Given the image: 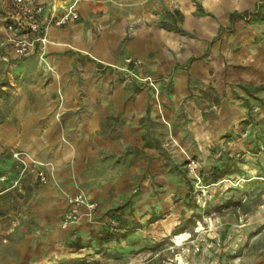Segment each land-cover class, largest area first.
<instances>
[{"label":"rangeland","instance_id":"obj_1","mask_svg":"<svg viewBox=\"0 0 264 264\" xmlns=\"http://www.w3.org/2000/svg\"><path fill=\"white\" fill-rule=\"evenodd\" d=\"M258 5L261 9L258 13H261L264 0ZM12 11L17 13L12 0H0V24L10 21L7 16ZM50 19H45L48 28L73 23L58 25L56 21L49 23ZM24 24H27L25 19ZM18 33L31 39L39 37L23 26ZM3 36L1 32L0 189L10 191L0 201V248L5 243L2 242L4 230L18 225L19 212L23 208L24 213L28 211L31 196L40 183L53 181L65 197L77 191L94 197L88 192L94 189L108 204L104 213L98 212L99 201L95 213L83 216L96 218L93 222L99 225L94 228L95 232L78 241L82 246L76 247V240L64 243L60 249L46 245L35 248L33 257H20L18 261L24 264L35 261L37 264H198L202 253L215 251L212 236L218 234L228 239L229 228L223 221L229 212L244 223L258 205L264 203V115L251 114L228 129L218 131L210 124L209 116L205 117V122L196 124L197 117L182 113V109L171 111L158 106L156 111L149 107L148 112L141 115L138 132L130 131L125 137L121 117L117 116L110 117L112 122L103 131L90 132L88 76L109 80L108 92H113L115 82L122 77L133 79L130 70L117 64L104 69L97 58L75 50L72 65L66 64L61 72L47 56V42L45 56L39 44V49L29 54H19L13 44L15 49L8 53L5 51L8 40L2 39ZM65 52L75 54L71 50ZM130 56L125 58L126 63ZM140 58L142 66L144 59ZM89 61L93 66H87ZM106 74L109 78L104 77ZM136 76L144 79L147 75ZM139 82L140 86L144 85V81ZM151 88L158 104L163 102L161 87L159 91L154 86ZM261 101L264 105V100ZM54 110L61 124L60 152L70 147L75 165L86 150L85 156H91L83 158L82 167H77L81 174L90 172L87 178H91L80 183L77 175L74 176L75 190L58 176L54 159L39 157L24 149V126L27 120L31 123V113ZM51 115L42 116L51 122ZM19 134L23 140L20 145H8L5 141ZM104 134H109L110 138L103 137ZM17 151L28 153L24 154L26 161L15 155ZM192 158L199 159L201 165L193 169ZM213 166L222 168L217 181H213ZM41 169L47 171V180L39 175ZM14 198L17 201H12ZM246 205H252L253 210L246 212L249 208ZM120 212L128 218L125 225L114 221V215ZM111 222L117 224L115 236L102 239V225ZM170 228L173 232H168ZM183 230L189 231L191 236L179 242L175 236ZM244 249L242 246L238 255L246 254ZM0 256L4 257L1 253ZM2 261L4 263V259Z\"/></svg>","mask_w":264,"mask_h":264},{"label":"crops","instance_id":"obj_2","mask_svg":"<svg viewBox=\"0 0 264 264\" xmlns=\"http://www.w3.org/2000/svg\"><path fill=\"white\" fill-rule=\"evenodd\" d=\"M74 1L39 0L37 4L38 14L43 18L41 35L47 37V56L63 72L62 67L72 65L74 51L81 49L102 62L104 69L117 64L133 74V79L122 77L116 81L113 92H108L109 80L88 76L90 132L103 131L112 122L110 117L117 116L121 117L125 137L130 131L138 132L141 115L149 107L156 111L158 106L171 111L182 109V113L197 117L196 124L205 122L209 116L210 124L218 131L251 114L264 115L261 101L264 100V6L258 13L260 0H81L77 4L79 19H69L73 23L66 27L44 29L45 19L63 15ZM14 8L17 13L12 11L7 18L13 17L20 25L21 19L13 16L20 17L15 4ZM7 22H1L0 33L4 34L2 39L8 40L5 51L9 53L14 48L11 38L15 32ZM67 50L75 54L66 53ZM130 55L142 57L144 65L127 64L125 58ZM89 63L87 66H93ZM143 73L157 80L163 102L158 104L154 88L146 79L136 76ZM104 77L109 78L107 74ZM139 81H144V85L140 86ZM51 113V122L42 116ZM29 119L31 123L27 120L24 126V149L54 159L58 176L71 190H75L74 176L80 183L91 178H87L90 172L81 174L80 168L77 169L82 167L87 150L82 159L76 160L77 165L73 163L70 147L60 152L61 124L55 110L31 113ZM21 136H9L5 141L8 145H20ZM103 137L109 139L110 135ZM7 191L10 190L0 189V201ZM88 192L101 202L98 212L104 213L108 205L105 198L94 189ZM67 207V197L53 181L40 183L31 196L28 211L24 213L23 208L19 212L18 225L4 230L5 243L0 248L4 257L0 256V263L4 259L5 264H24L18 259L33 257L35 248L55 245L60 249L68 241L78 242L95 232L99 224L93 222L96 218L88 216L64 227L62 219ZM251 207L245 211H252ZM223 222L229 228L228 239L218 234L212 236L215 251L202 253L198 264H264V203L258 205L247 222L240 223L233 212ZM168 232L173 231L170 228ZM77 244L82 246L78 242L76 247ZM242 246L246 254L241 256L237 251Z\"/></svg>","mask_w":264,"mask_h":264},{"label":"built area","instance_id":"obj_3","mask_svg":"<svg viewBox=\"0 0 264 264\" xmlns=\"http://www.w3.org/2000/svg\"><path fill=\"white\" fill-rule=\"evenodd\" d=\"M81 0H75L68 8L67 12H65L61 16H51L49 23H52L56 21L58 25H63L66 22H68L69 19H77L80 16V12L77 8L78 2ZM39 0H14L15 7L17 8V11H19L18 14H20V17L16 16L14 14L13 16L21 19L20 22H18L20 25L24 24V19L27 24H24V28L31 30L33 34H39V37H35L34 39H31L29 37H24L21 34L18 33L19 29L22 27L20 25H17L13 17H8L10 21L7 22V25L10 29H12L15 32V35L11 38V42L15 45V48L19 54H29L34 52L40 44V47L42 48V55L45 56V44L47 42V37L41 35V31L43 28L41 27L42 17L38 14V4ZM12 19V20H11ZM47 21H45V27L44 29H47L46 25ZM40 42V43H39ZM40 48V49H41ZM142 59L140 57H133L130 56L127 58L128 64H135L140 65L142 63ZM144 79H146L151 86H154L157 91H159V86L156 82V80L151 76H146ZM24 154L28 155L25 151H17L16 156L19 159H22L23 161H26V157H24ZM37 162L43 163L40 160H37ZM201 165V161L197 158H192L190 161V166L195 169ZM39 175L43 180H47V171L45 169H41L39 172ZM67 202L68 207L66 212L63 215L62 224L64 227H71L74 224L78 223L84 215L86 214H93L95 213L99 206L100 202L99 200L91 197L89 194H87L84 191H77L67 194Z\"/></svg>","mask_w":264,"mask_h":264},{"label":"trees","instance_id":"obj_4","mask_svg":"<svg viewBox=\"0 0 264 264\" xmlns=\"http://www.w3.org/2000/svg\"><path fill=\"white\" fill-rule=\"evenodd\" d=\"M212 172H213V176H212L213 181H217L219 176L222 173V168L220 166H213ZM205 179H206V181H209L208 178H205ZM114 217H115V220H114L115 222H117V221L121 222L122 221L123 224H121V225H125L128 223V218L126 217L125 213H123V212H120V214L116 213L114 215ZM115 222H111L110 225L105 224L102 226V228H101V232L103 235L101 237L102 239H104V237L105 238L106 237L111 238V237L115 236V234H116L115 227L117 226V224H115ZM77 246H80V244H77Z\"/></svg>","mask_w":264,"mask_h":264},{"label":"bare ground","instance_id":"obj_5","mask_svg":"<svg viewBox=\"0 0 264 264\" xmlns=\"http://www.w3.org/2000/svg\"><path fill=\"white\" fill-rule=\"evenodd\" d=\"M86 2V1H85ZM84 3V2H83ZM88 3V2H87ZM89 6V5H87ZM76 46V45H75ZM81 51V49H80ZM84 51V50H83ZM188 236H191L188 232L182 231L179 232L178 235H176L175 237L178 239V241L180 242L181 240H184L186 238H188Z\"/></svg>","mask_w":264,"mask_h":264}]
</instances>
